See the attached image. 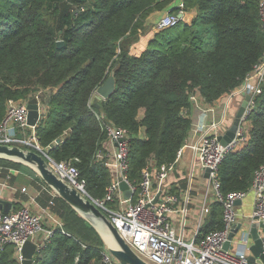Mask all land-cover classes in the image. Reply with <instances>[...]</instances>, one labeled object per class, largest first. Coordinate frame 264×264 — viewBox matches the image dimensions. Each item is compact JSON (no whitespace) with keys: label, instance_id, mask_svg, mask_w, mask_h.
<instances>
[{"label":"trees","instance_id":"trees-1","mask_svg":"<svg viewBox=\"0 0 264 264\" xmlns=\"http://www.w3.org/2000/svg\"><path fill=\"white\" fill-rule=\"evenodd\" d=\"M172 1L0 0V120L9 100L38 96L44 107L38 141L45 148L54 143L49 155L55 161L73 160L93 198H102L114 177L106 158L96 156L108 151V126L128 132V179L137 182L145 169L176 161L192 126L194 100H224L263 54L260 0H184L195 13L191 23L179 21L182 28L171 33L156 28L140 52L130 53L121 41L145 30L150 11ZM110 72L114 91L94 98ZM253 100L243 138L218 165L224 194L248 190L264 162V82ZM25 168L35 175L37 199L45 205L53 200L50 208L68 232L55 229L32 264L101 262L106 244L92 223L61 197H51L32 168L0 157V177L13 182ZM178 182L172 191L186 188L185 178ZM22 203L15 199L14 208ZM221 227L222 206L214 199L198 235ZM0 264H20L11 243L0 251Z\"/></svg>","mask_w":264,"mask_h":264},{"label":"built area","instance_id":"built-area-1","mask_svg":"<svg viewBox=\"0 0 264 264\" xmlns=\"http://www.w3.org/2000/svg\"><path fill=\"white\" fill-rule=\"evenodd\" d=\"M190 17L192 14L186 8L184 0H177L169 4L157 28L170 27ZM260 17L264 28V0H260ZM263 82L264 51L241 85L223 100L227 106L233 97L251 94L249 105L235 136L226 144L220 141L217 132L224 117L197 124L200 132L193 149L202 167L204 169L208 167L210 171L208 176H205L203 198L197 210L193 230H190L189 225L191 195L188 182L182 192L172 191L167 182L168 173L175 162L161 163L152 169H145L137 182L128 179L130 138L122 127L108 126L107 142L111 147L108 151L98 152L96 155L98 159L106 158L114 176L102 198H93L87 193L85 179L80 176V171L72 159L55 161L45 153L46 148L37 139L36 126L27 122V100H9L6 113L0 120V144L18 145L24 149L41 152L56 176L70 187H74L81 195L89 197L106 214L130 248L149 264H251L248 258L250 244L248 238L234 237L227 249L224 248V242L237 222L236 200H242L248 191L254 193L250 219L264 222V162L254 173L248 190L231 191L226 194L220 190L218 165L225 153L243 138V121L254 104L253 96L261 91ZM208 110L210 109L203 110V113ZM39 111L41 116L44 112L42 104ZM181 152L182 146L177 150L176 158ZM191 179L190 176L189 182ZM121 180H125L129 185L131 190L129 197H125L120 189ZM1 190L27 194L26 200L17 208L13 207L6 213L0 210V251L5 244L11 243L14 256L20 264L24 258L22 247L25 241L33 242L37 251H40L50 241L55 229H59L62 234L68 233L61 218L50 208L53 200L49 199L45 206L37 200L40 191L30 194L25 187L17 188L6 181H0ZM48 192L51 197L58 196L57 191L51 186ZM209 197L221 202L222 227L198 235L209 210ZM32 205L38 209L32 210ZM102 261L105 264H119L107 249L103 253Z\"/></svg>","mask_w":264,"mask_h":264},{"label":"water","instance_id":"water-1","mask_svg":"<svg viewBox=\"0 0 264 264\" xmlns=\"http://www.w3.org/2000/svg\"><path fill=\"white\" fill-rule=\"evenodd\" d=\"M64 44L62 39L56 41V46L60 47ZM115 88V78L112 72L106 79L96 88L95 92L101 98H107ZM251 94L246 93L240 102L237 111L234 114L233 120L227 128L224 135L219 136L220 141L226 144L231 140L236 133L240 121L244 117V112L249 105ZM40 106L38 98L31 97L27 100V122L29 125L36 126L40 121ZM60 138H56L55 143H58ZM54 143L50 144L52 147ZM49 147L45 149V153L49 154ZM0 157H6L15 161H19L33 167L39 176L52 188H54L58 196L75 208L88 221L92 218L101 220L104 225L110 230L115 241L114 244L107 243V251L115 257L119 264H149L140 258L130 246L120 236L117 228L108 219L106 214L97 207L93 201L86 196L81 195L74 187H70L64 180L58 178L56 174L49 168L46 157L38 151L32 149H24L18 145L0 144ZM210 168H205V176H208ZM120 189L123 191L125 197H129L131 190L125 180L119 183ZM158 195L155 199H157ZM241 200H236L239 203ZM14 207V202L0 195V210L4 213L8 212ZM94 226V225H93ZM95 227V226H94ZM96 228V227H95ZM97 229V228H96ZM240 231L246 232L248 238L251 240L249 244L248 258L251 263L264 264V222H256L255 220L237 221L231 231L228 233L227 240L224 242V248H229L231 240ZM35 252V244L29 240L25 241L22 247V254L24 256L21 264H32L34 261L33 254ZM101 264H105L101 261Z\"/></svg>","mask_w":264,"mask_h":264},{"label":"crops","instance_id":"crops-1","mask_svg":"<svg viewBox=\"0 0 264 264\" xmlns=\"http://www.w3.org/2000/svg\"><path fill=\"white\" fill-rule=\"evenodd\" d=\"M193 16L194 15L192 14V17ZM244 96L245 95H238V96L233 97L231 102L227 104V106L224 104L223 100L220 102L212 103V104H207L201 101L196 102V100H194L195 102H194L192 112H191L192 126L182 144V152L180 156L176 158V161L173 164L172 169L169 171L168 178H167V182L169 183V186L172 185V182L176 183L173 185L177 186L179 184L178 181L180 179L185 178L186 181L188 182V185L190 186V195L193 189L198 190V194H197L199 196L198 203H196L193 196L191 195L190 205L192 206H191V220L189 224L190 230H193L195 227L196 214H197L199 204L203 198L204 184L206 181L205 180V169L202 167L200 161L197 158L196 152L193 149V144L197 142V138L200 132V130L197 127V124H200L201 122H204V121L211 122L213 120H219L221 117H224L223 123L217 129L219 136L224 135L227 128L231 124L234 114L237 111V108L240 102L242 101V99L244 98ZM99 97L100 96L97 93L94 95V98H99ZM205 109H210V110L206 111L204 114L203 110ZM105 147L107 149H110L111 145L108 142H106ZM26 165L29 166L28 164ZM29 167L34 170L33 167L31 166ZM18 172L20 171L18 170ZM190 176L192 179L189 182ZM42 188H45V187L42 185ZM39 191H40L39 189L36 190V192H39ZM16 192L18 191L12 192V191L1 190L0 195L7 199L14 200V199H17L15 197ZM212 200H214L213 197L210 198V202ZM253 202H254V193L252 191H248L245 197L239 203L236 204L237 221L251 220L250 217L253 212ZM40 204L45 206V204H42L41 202ZM32 208L34 210L38 209V207L34 205H32ZM209 211H210V206H209L208 212L205 215V219ZM243 238H248V236L246 232L240 231L236 239H243ZM248 240L249 242H251L249 238ZM106 249H107V245H106ZM37 250L38 249L36 248V245H35V252L33 254V258L35 256V253L38 252ZM90 264H97V263L91 262ZM98 264H101V262H99ZM251 264H256V263H251Z\"/></svg>","mask_w":264,"mask_h":264},{"label":"rangeland","instance_id":"rangeland-1","mask_svg":"<svg viewBox=\"0 0 264 264\" xmlns=\"http://www.w3.org/2000/svg\"><path fill=\"white\" fill-rule=\"evenodd\" d=\"M177 0H173L172 2L175 3ZM166 8H162V9H153L152 11H150V13L147 15V17L145 18V20L143 21V26L145 27V30L141 29V32L138 35H127L122 41L121 43H126L127 48L129 49L130 53L132 54H136L138 52H140L145 45L147 44L148 39L153 35L154 31L157 28V24L160 20V18L163 16V14L166 12ZM189 10V9H188ZM190 14H195L194 11L189 10ZM193 17L190 18H186L182 21L186 22V23H191ZM182 24H176L170 27H166L163 29V33H171L174 31H178L182 28ZM117 51H119V47L117 48ZM33 170V169H32ZM35 172V171H34ZM36 174H38L37 172H35ZM39 175V174H38ZM15 180L12 182L10 181V178L8 177H0V181H6L8 184H14L15 187L18 188H22L25 187L27 189V191L30 194H35L36 190L38 189L37 185L38 183L36 182V180L33 178L35 175L34 173L30 172L29 169L25 168L20 170V172H16L15 173ZM198 194V190H192L191 191V195L193 196L194 200L196 201V203H198V198L199 196ZM15 195L18 197H16L17 199H22L23 201L26 200L27 198V194L25 193H21V192H16ZM196 198V199H195ZM192 206V205H191ZM32 210H34L33 208H31ZM99 221V222H98ZM98 221H93V220H89L90 223H92V225H94L97 230L101 233V235H103V233L107 230L110 232V230L106 227V225L103 224V222L101 220ZM102 222V225H101ZM98 223V224H97ZM101 225L102 229H99L98 226ZM105 228V229H104ZM238 234H236L235 237H237ZM106 236L108 237V234H106ZM108 243V242H107ZM107 243L105 242V244L107 245Z\"/></svg>","mask_w":264,"mask_h":264},{"label":"bare ground","instance_id":"bare-ground-1","mask_svg":"<svg viewBox=\"0 0 264 264\" xmlns=\"http://www.w3.org/2000/svg\"><path fill=\"white\" fill-rule=\"evenodd\" d=\"M92 220L93 221H98V219L97 218H92ZM99 222V221H98ZM98 224V223H97ZM101 225H102V222H101ZM101 225H99L98 226V228L99 229H102V226ZM105 229V228H104ZM106 234H108V237L106 236ZM103 236H104V238L106 239V241L108 242V244H114L115 243V241H114V239H113V236H112V234L109 232V231H105L104 233H103Z\"/></svg>","mask_w":264,"mask_h":264}]
</instances>
